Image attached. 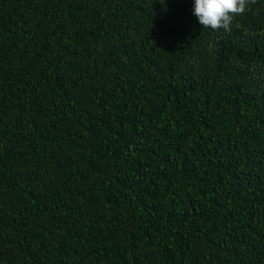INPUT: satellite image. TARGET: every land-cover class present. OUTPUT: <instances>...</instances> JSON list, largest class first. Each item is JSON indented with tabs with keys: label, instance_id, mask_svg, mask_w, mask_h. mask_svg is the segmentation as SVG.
<instances>
[{
	"label": "trees",
	"instance_id": "1",
	"mask_svg": "<svg viewBox=\"0 0 264 264\" xmlns=\"http://www.w3.org/2000/svg\"><path fill=\"white\" fill-rule=\"evenodd\" d=\"M0 0V264H264V0Z\"/></svg>",
	"mask_w": 264,
	"mask_h": 264
},
{
	"label": "clouds",
	"instance_id": "2",
	"mask_svg": "<svg viewBox=\"0 0 264 264\" xmlns=\"http://www.w3.org/2000/svg\"><path fill=\"white\" fill-rule=\"evenodd\" d=\"M256 3L257 0H194L193 15L203 28L229 31L234 17Z\"/></svg>",
	"mask_w": 264,
	"mask_h": 264
}]
</instances>
